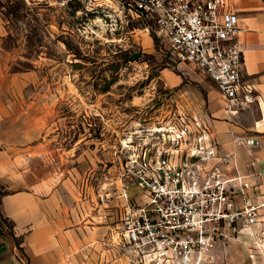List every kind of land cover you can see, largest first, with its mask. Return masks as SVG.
Listing matches in <instances>:
<instances>
[{
	"label": "rangeland",
	"instance_id": "obj_1",
	"mask_svg": "<svg viewBox=\"0 0 264 264\" xmlns=\"http://www.w3.org/2000/svg\"><path fill=\"white\" fill-rule=\"evenodd\" d=\"M0 11L10 31L4 45L16 58L12 68L38 69L39 83L27 95H38L32 110L39 117L24 124L34 128L28 137L39 142L41 171L65 180L74 204L107 233L108 226L118 230L125 161L146 143L169 144L157 127L181 106L205 114L201 84L215 85L171 58L156 25L135 13L132 0H0ZM138 190L130 185V197ZM119 256V264H141L124 250Z\"/></svg>",
	"mask_w": 264,
	"mask_h": 264
},
{
	"label": "built area",
	"instance_id": "obj_2",
	"mask_svg": "<svg viewBox=\"0 0 264 264\" xmlns=\"http://www.w3.org/2000/svg\"><path fill=\"white\" fill-rule=\"evenodd\" d=\"M132 5L156 25L172 59L213 82L227 120L255 100L241 74L238 15L226 9V0H132ZM157 128L168 133L169 144L153 148L146 143L122 166V225L111 242L141 264H216L217 246L230 232L239 239L237 225L260 223L259 236L252 229L249 235H257L256 248L264 249L259 243L264 213L245 196L252 184L238 172L225 173L234 152L219 154L204 117L176 110ZM233 142L248 149L258 144L253 136H235ZM130 185L139 188L135 197L128 193ZM236 194L242 195V206L235 205Z\"/></svg>",
	"mask_w": 264,
	"mask_h": 264
},
{
	"label": "crops",
	"instance_id": "obj_3",
	"mask_svg": "<svg viewBox=\"0 0 264 264\" xmlns=\"http://www.w3.org/2000/svg\"><path fill=\"white\" fill-rule=\"evenodd\" d=\"M226 9L238 15L241 74L256 98L227 120L220 92L210 83L201 84L207 111L197 114L217 138L219 154L234 152L223 166L225 173L238 172L252 184L245 196L264 213V0H226ZM9 32L0 11V190L7 191L0 195V214L12 223V234H0V264H119L121 249L110 239L115 227L108 226L107 233L89 219L84 207L74 204L66 181H56L49 168L39 167V142L29 140L34 128L24 124L25 118L39 117L32 110L38 95H27V87L33 92L39 83L38 69L12 68L14 49L4 45ZM235 136H253L258 144L250 149L236 145ZM234 200L236 206L244 202L241 194ZM260 228V223L237 225L239 239L230 232L215 249L216 263L263 264L264 249L256 248ZM251 229L258 236H250Z\"/></svg>",
	"mask_w": 264,
	"mask_h": 264
},
{
	"label": "trees",
	"instance_id": "obj_4",
	"mask_svg": "<svg viewBox=\"0 0 264 264\" xmlns=\"http://www.w3.org/2000/svg\"><path fill=\"white\" fill-rule=\"evenodd\" d=\"M134 11L137 15L139 16L141 15L137 9L134 8ZM6 192H7L6 190L4 191L0 190V195L5 194ZM11 228H12V223L6 217L0 214V234H5V233L12 234Z\"/></svg>",
	"mask_w": 264,
	"mask_h": 264
},
{
	"label": "water",
	"instance_id": "obj_5",
	"mask_svg": "<svg viewBox=\"0 0 264 264\" xmlns=\"http://www.w3.org/2000/svg\"><path fill=\"white\" fill-rule=\"evenodd\" d=\"M140 54H141L140 51H139V52H133V53L131 54V56L137 57V56H139Z\"/></svg>",
	"mask_w": 264,
	"mask_h": 264
},
{
	"label": "bare ground",
	"instance_id": "obj_6",
	"mask_svg": "<svg viewBox=\"0 0 264 264\" xmlns=\"http://www.w3.org/2000/svg\"><path fill=\"white\" fill-rule=\"evenodd\" d=\"M262 247H264V242L260 243Z\"/></svg>",
	"mask_w": 264,
	"mask_h": 264
}]
</instances>
